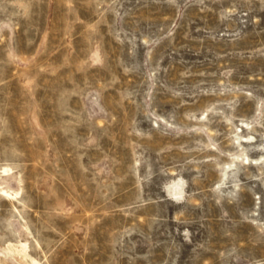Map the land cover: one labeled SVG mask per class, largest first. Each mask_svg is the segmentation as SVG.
<instances>
[{"label":"rangeland","instance_id":"374dc122","mask_svg":"<svg viewBox=\"0 0 264 264\" xmlns=\"http://www.w3.org/2000/svg\"><path fill=\"white\" fill-rule=\"evenodd\" d=\"M0 264H264V0H0Z\"/></svg>","mask_w":264,"mask_h":264}]
</instances>
